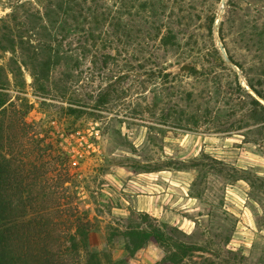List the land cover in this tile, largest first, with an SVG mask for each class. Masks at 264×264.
Returning <instances> with one entry per match:
<instances>
[{
  "label": "rangeland",
  "instance_id": "obj_1",
  "mask_svg": "<svg viewBox=\"0 0 264 264\" xmlns=\"http://www.w3.org/2000/svg\"><path fill=\"white\" fill-rule=\"evenodd\" d=\"M0 67L81 262L264 264V0H0Z\"/></svg>",
  "mask_w": 264,
  "mask_h": 264
},
{
  "label": "trees",
  "instance_id": "obj_2",
  "mask_svg": "<svg viewBox=\"0 0 264 264\" xmlns=\"http://www.w3.org/2000/svg\"><path fill=\"white\" fill-rule=\"evenodd\" d=\"M0 67V264H127L126 260H104L98 252H89L85 263L79 260V238L89 236L90 220L77 214L70 218L75 230L61 233V219L52 217L53 205L40 202L39 185L65 175L63 166L38 162L49 155L45 147L32 150L31 134L23 117L12 116L15 104L7 94ZM37 153V154H35ZM53 170V171H52ZM147 217H150L147 215ZM157 219V218H155ZM66 229V230H67ZM126 249L134 255L153 238L163 247H171L173 238L162 227L131 228L126 232ZM174 250L163 261L184 264L196 247L174 242ZM107 261V262H106ZM156 264H160L156 263Z\"/></svg>",
  "mask_w": 264,
  "mask_h": 264
}]
</instances>
